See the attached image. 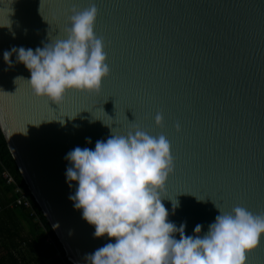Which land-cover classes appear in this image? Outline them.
I'll return each mask as SVG.
<instances>
[{
	"label": "water",
	"instance_id": "95a60500",
	"mask_svg": "<svg viewBox=\"0 0 264 264\" xmlns=\"http://www.w3.org/2000/svg\"><path fill=\"white\" fill-rule=\"evenodd\" d=\"M90 3L110 74L98 92L36 97L30 71L4 52L66 38L72 9ZM137 128L171 144L160 195L186 236L197 224L206 234L219 209L264 213V0H0V132L71 264L115 240L94 237L75 209L65 157ZM246 264H264V236Z\"/></svg>",
	"mask_w": 264,
	"mask_h": 264
},
{
	"label": "clouds",
	"instance_id": "9594fccd",
	"mask_svg": "<svg viewBox=\"0 0 264 264\" xmlns=\"http://www.w3.org/2000/svg\"><path fill=\"white\" fill-rule=\"evenodd\" d=\"M72 12L66 38L35 51L13 47L4 52L6 63L15 54L30 71L33 94L56 104L71 90L98 92L110 74L105 43L94 31L95 3ZM162 121L158 113L155 123ZM65 159L72 165L66 171L69 186L78 184L69 197L75 209L94 226V237L115 240L86 257L88 264H246L247 254L264 236V213L239 206L231 213L216 206L220 214L203 236L199 224L196 235L186 236L184 224L177 228L168 221L160 193L174 171V160L163 134L151 136L139 128L134 134H113L106 142L98 140L94 150L76 147Z\"/></svg>",
	"mask_w": 264,
	"mask_h": 264
},
{
	"label": "trees",
	"instance_id": "16d2710c",
	"mask_svg": "<svg viewBox=\"0 0 264 264\" xmlns=\"http://www.w3.org/2000/svg\"><path fill=\"white\" fill-rule=\"evenodd\" d=\"M3 168L27 191L28 208L14 204V189L1 176ZM0 194V264H71L41 208L26 189L1 132Z\"/></svg>",
	"mask_w": 264,
	"mask_h": 264
},
{
	"label": "built area",
	"instance_id": "2783aa9c",
	"mask_svg": "<svg viewBox=\"0 0 264 264\" xmlns=\"http://www.w3.org/2000/svg\"><path fill=\"white\" fill-rule=\"evenodd\" d=\"M1 176L3 177L5 183L7 185L12 186L14 189L13 191V193L15 194L14 204L28 208L29 201L26 195L27 191L23 190L22 187H20L19 185L15 183L14 176L10 173L8 169L3 168L1 172Z\"/></svg>",
	"mask_w": 264,
	"mask_h": 264
},
{
	"label": "bare ground",
	"instance_id": "6f19581e",
	"mask_svg": "<svg viewBox=\"0 0 264 264\" xmlns=\"http://www.w3.org/2000/svg\"><path fill=\"white\" fill-rule=\"evenodd\" d=\"M70 261L73 262V263H75L74 260H73L72 258L70 259ZM75 264H76V263H75Z\"/></svg>",
	"mask_w": 264,
	"mask_h": 264
},
{
	"label": "crops",
	"instance_id": "0c3cea01",
	"mask_svg": "<svg viewBox=\"0 0 264 264\" xmlns=\"http://www.w3.org/2000/svg\"><path fill=\"white\" fill-rule=\"evenodd\" d=\"M1 195V194H0Z\"/></svg>",
	"mask_w": 264,
	"mask_h": 264
}]
</instances>
